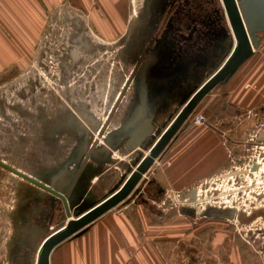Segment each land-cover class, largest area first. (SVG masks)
Listing matches in <instances>:
<instances>
[{
    "label": "rangeland",
    "instance_id": "rangeland-1",
    "mask_svg": "<svg viewBox=\"0 0 264 264\" xmlns=\"http://www.w3.org/2000/svg\"><path fill=\"white\" fill-rule=\"evenodd\" d=\"M128 2L130 14L119 39L103 42L88 30L79 37L73 25L54 18L39 44V57L18 76L0 80V160L66 193L91 146L100 141L70 196L72 220L125 186L157 142L156 137L138 151L124 150L123 137L135 121L130 114L118 131L121 116L131 112L127 102L99 137L137 54L153 34V21L162 16L156 7L165 1ZM74 48L76 59L70 56ZM136 84L135 78L125 101ZM249 114V120L230 124L235 125L236 148L228 168L199 186L206 214L198 210L191 217L174 199L167 202L164 209L172 214L165 221L201 229L172 239L187 246L175 244L170 264H183L190 251L210 256L208 244L218 232H229L225 237L232 242L235 238L248 264H264V132L257 128L258 121L264 122V108L259 115ZM135 192L111 211L123 216L127 211L121 209L138 200ZM61 205L57 197L0 168V264H12L22 249L34 264L45 238L71 222ZM221 254L216 255L227 256Z\"/></svg>",
    "mask_w": 264,
    "mask_h": 264
},
{
    "label": "crops",
    "instance_id": "crops-1",
    "mask_svg": "<svg viewBox=\"0 0 264 264\" xmlns=\"http://www.w3.org/2000/svg\"><path fill=\"white\" fill-rule=\"evenodd\" d=\"M217 6L221 17L215 23V34H203V40L187 43L183 53L172 49L169 56L159 58L157 62H162L153 73L145 76L144 99L135 111L147 114L157 139L170 130L192 98L223 71L236 51L221 0H217ZM129 14L128 0H0V80L18 76L39 57V44L54 18L73 25L79 37L93 32L100 40L110 41L124 33ZM202 22L208 26L207 19ZM262 54L264 36L259 47H252L199 101L144 177L156 180L144 197L121 209L127 211L123 216L109 210L59 243L50 254L49 264H170L175 244L179 248L187 246L181 239L178 243H172V239L201 229L172 226L171 221H165L172 213L164 208L174 197L176 204L177 194L200 189L228 168L236 148L235 125L230 124L247 121L249 113L259 115L264 108ZM195 115H203L205 124H194ZM177 215L172 218L177 219ZM228 233H215L208 244L210 256L196 248L198 254L190 251L181 262L248 264L244 249L235 238L233 242L226 238ZM221 253L227 256L221 259L216 255L223 256Z\"/></svg>",
    "mask_w": 264,
    "mask_h": 264
},
{
    "label": "water",
    "instance_id": "water-1",
    "mask_svg": "<svg viewBox=\"0 0 264 264\" xmlns=\"http://www.w3.org/2000/svg\"><path fill=\"white\" fill-rule=\"evenodd\" d=\"M226 18L229 22V26L235 40L236 51L234 55L229 60L226 67L220 72L211 82H209L200 92H198L192 100L189 102L186 109L180 114L173 126L168 130L165 135L161 137L159 142L154 146L150 151L151 154L145 156L142 163L139 166V169L135 174L132 175L129 182L123 186L119 192L112 195L111 197L104 200L99 205L92 207L88 212L81 214L77 219L72 220L71 217V207H70V196L75 187V183L78 180L79 176L85 169L86 163L90 160L91 156L96 153L95 148L99 143L98 140L95 141L93 148L87 154L86 159L82 167L80 168L78 174L75 176L69 190L66 193L57 190L50 185L43 183L42 181L28 175L27 173L12 167L5 162L0 160V167L8 170L14 175L20 177L26 182L36 186L40 190L47 192L55 197H57L62 202V208L65 210V213L68 218L71 219L69 225L64 226L57 230L55 233L49 235L43 243L37 253L36 262L34 264H49V257L52 250L59 243L74 235L92 221L108 212L112 208L116 207L127 199L132 192H135V196L138 198L144 197L145 193L149 186L156 184L154 178L149 180H144V177L147 175L150 168L155 163L156 159L163 152L165 147L174 137L179 128L191 115L193 110L199 101L205 97L213 88L220 84L233 70V68L238 64L242 57L253 48H258L260 42L264 36V0H221ZM117 106L115 107V109ZM113 112L109 117L108 122H106L103 131L109 125V121L113 116ZM153 128L150 123L141 122L137 125L135 131L130 136L129 140L125 144V147L128 151H135L140 144L152 133ZM164 192V190H163ZM188 197L191 202L197 201V190L192 189L186 194L182 195V199ZM145 201V200H144ZM146 202V201H145ZM184 214L196 217L197 211L192 207L182 208ZM206 214V213H204ZM24 252V250H21ZM15 264H23L22 257H19Z\"/></svg>",
    "mask_w": 264,
    "mask_h": 264
},
{
    "label": "flooded vegetation",
    "instance_id": "flooded-vegetation-1",
    "mask_svg": "<svg viewBox=\"0 0 264 264\" xmlns=\"http://www.w3.org/2000/svg\"><path fill=\"white\" fill-rule=\"evenodd\" d=\"M156 9L157 11H159V13H162V16H160L158 19H155L153 21L154 23L153 34L150 35L148 39L145 41L143 50H141L137 54L136 63L131 72V77L130 79H128L127 84L124 86V88L118 95L115 105L110 110L106 119V122H108L111 112H113L114 110L113 116L109 121V125H110L115 117V114L118 111L119 105L123 102L129 103L128 107H130L131 112L121 116V120L123 121L119 123L120 126L118 127L119 128L118 131H121L120 127H123V125L127 124L129 119H131V116H129L130 114L135 115L134 118L135 121H133L131 126L132 127L131 135L133 134L139 123L147 122L151 124V121L150 119H148L147 114L145 113L142 114L135 111L142 104L141 101L144 99L143 87H145L144 82L147 78L145 76L148 74V72L153 73L152 71L156 69L157 66H159V64H161L162 62V61L157 62L159 58L164 55L169 56L172 49H174L175 52L177 53H183L187 49V43H191L196 38H198L199 40H203V34L207 37L215 34L214 32V30L216 29L214 27L215 23L221 17L219 7L217 6V0H166L165 3L163 2L160 5V7L158 6L156 7ZM204 19H207L208 21L207 24L208 26L206 27L203 26L202 21ZM188 22H190V26L187 28ZM78 54H79L78 51L72 50V54H70V56L73 59H76L78 57ZM135 78L137 79V84L133 88V91L129 98L130 100L125 101L126 100L125 98H127ZM116 106L117 108L115 109ZM109 125L107 126L105 131L109 128ZM151 126L153 128L152 133L140 144L141 147L139 146L137 148L138 150H140L143 146H146L147 143L152 141L154 138L158 137V135H156L155 133V128L153 127L152 124ZM103 128L99 132V137L100 136L104 137L105 131H103ZM158 133L161 134V131L160 132L158 131ZM128 140L129 139L126 140L125 137L124 146H123L125 151H128L125 147V144L127 143ZM159 140L160 138L157 139L155 145L159 142ZM99 143L97 144V146L99 145ZM93 145L91 146L89 152L93 148ZM97 146L94 147L95 151ZM137 149L135 151H138ZM129 152H134V151H129ZM162 194H164L163 191L159 194V196ZM59 210L65 213V210L62 208V205L60 206ZM22 250H24V252L20 251L18 257H16L15 260L12 262L13 264H15L16 260L19 257H22L23 264H29V261H31L28 255H26L25 249Z\"/></svg>",
    "mask_w": 264,
    "mask_h": 264
},
{
    "label": "built area",
    "instance_id": "built-area-1",
    "mask_svg": "<svg viewBox=\"0 0 264 264\" xmlns=\"http://www.w3.org/2000/svg\"><path fill=\"white\" fill-rule=\"evenodd\" d=\"M261 65L262 67L264 68V54L261 55ZM250 115H253L254 117H257V114L256 113H253V114H250ZM206 122V119L203 115H196L194 117V120H193V123L196 124V125H202V124H205ZM257 128H258V131L259 132H264V122H261V121H258L257 123ZM228 175V173H227ZM197 190V201L192 203L188 197L182 199V195L183 194H186V193H183V194H177L176 195V207L177 206H180L182 208H186V207H192L194 208L196 211H197V215H198V209L199 208H202L203 207V203H202V195L204 193V191L202 189H196ZM206 193V191H205ZM175 200V197L173 198ZM208 210V208H206L204 210V213H206ZM13 264V263H12Z\"/></svg>",
    "mask_w": 264,
    "mask_h": 264
},
{
    "label": "bare ground",
    "instance_id": "bare-ground-1",
    "mask_svg": "<svg viewBox=\"0 0 264 264\" xmlns=\"http://www.w3.org/2000/svg\"><path fill=\"white\" fill-rule=\"evenodd\" d=\"M221 71V70H220ZM151 137V136H150ZM150 140V139H149ZM141 147V146H140ZM138 150V149H137ZM192 203H194V202H192ZM207 207L206 206H204L203 205V207L202 208H199L198 210H199V213H204V210L206 209Z\"/></svg>",
    "mask_w": 264,
    "mask_h": 264
}]
</instances>
